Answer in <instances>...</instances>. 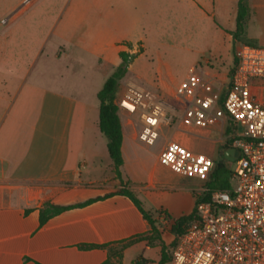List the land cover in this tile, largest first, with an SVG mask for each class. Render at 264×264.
<instances>
[{
  "label": "crops",
  "instance_id": "crops-1",
  "mask_svg": "<svg viewBox=\"0 0 264 264\" xmlns=\"http://www.w3.org/2000/svg\"><path fill=\"white\" fill-rule=\"evenodd\" d=\"M238 1L18 0L10 5L7 39L32 46L27 53L0 54V264H103L109 247L120 248L151 231L135 203L117 193L124 185L162 230L169 224L162 214L179 218L193 212L206 183L173 172L161 164L160 153L167 142L177 141L216 161L240 129L214 112L207 128L184 124L186 105L177 96L182 83L171 74L169 80L159 76L153 89L168 110L182 115L162 127L157 144L148 147L138 139V118L120 113L121 181L100 131L98 93L121 63V52L139 49L126 75L131 79L135 71L141 78L136 65L147 42L162 34L160 26L175 31L179 22L231 38ZM177 32L186 34L182 28ZM218 59L193 64L225 97L233 62ZM47 202L69 208L40 226ZM161 256L160 244L137 241L122 251L121 264H159Z\"/></svg>",
  "mask_w": 264,
  "mask_h": 264
},
{
  "label": "built area",
  "instance_id": "built-area-1",
  "mask_svg": "<svg viewBox=\"0 0 264 264\" xmlns=\"http://www.w3.org/2000/svg\"><path fill=\"white\" fill-rule=\"evenodd\" d=\"M137 50L129 54L136 55ZM236 59L222 105L220 90L200 72L191 73L178 87L177 96L186 105L184 124L207 128L212 112L219 118L228 116L240 129L232 143L240 155L232 171L237 185L226 190L202 188L199 196L209 193V200L198 202L197 219L179 237L166 264H264V48L241 43ZM122 88L114 103L120 113L138 118V139L154 147L173 116L157 94L132 82ZM159 160L173 172L204 183L215 165L212 158L177 141L166 143ZM161 219L166 222V215Z\"/></svg>",
  "mask_w": 264,
  "mask_h": 264
},
{
  "label": "rangeland",
  "instance_id": "rangeland-1",
  "mask_svg": "<svg viewBox=\"0 0 264 264\" xmlns=\"http://www.w3.org/2000/svg\"><path fill=\"white\" fill-rule=\"evenodd\" d=\"M17 1L18 0H0V54L7 55L15 52L27 53L32 46V44L24 42L21 38H18L15 41L7 39V33L10 27L7 25L8 16L6 13L11 7L10 5ZM248 4L252 8V15L250 21L246 23V34L238 40H235L233 35L231 38L226 35H217V33L216 35H213L210 28L204 30L203 33V31L199 32L200 29H197L196 26L193 25L192 29L189 30L188 26H185L186 24H178L179 22H177V20L175 31L172 30L173 27L169 26L168 23V25L165 24L164 26H160L162 34L154 37L157 38L155 39L156 41L147 42L146 52L143 54L141 59H139L140 61L137 63L138 66L136 65L137 69L140 71L141 78H137L134 71L131 79L141 85V87L157 94L162 101L160 91L153 89L154 87L151 85L153 81H156L159 76L169 80L172 75L178 83L181 84L186 81L191 73L198 72V66L193 64L195 61H201V63H203L207 60H211L215 62L219 60V57H221L224 61H231L230 63H233L230 64L227 69V76L230 78L235 66L236 52L241 43L258 48H264V0H249ZM2 18L5 19L1 22ZM180 28L185 30V35L180 36L181 34L177 32ZM172 31H174V33ZM185 37L187 39L184 40ZM49 46L50 45H48L46 49H48ZM133 56L135 57L131 64H133L137 58L136 55ZM19 61L24 64L26 59L22 58V60ZM131 79L125 75L120 80V87L117 91L119 95L122 93V86L127 82H132ZM222 98H224V93L222 94ZM168 111L173 116L172 123L180 119L182 115V112L178 110ZM230 128L236 130L233 125H230ZM233 170L234 165H231L230 171L232 172ZM201 183L203 185L205 184L204 182ZM236 185L237 180L232 178L231 174L229 188L235 187ZM208 189L210 188L208 187ZM169 229L170 226L168 224L163 230L166 241L170 242L174 236L170 235Z\"/></svg>",
  "mask_w": 264,
  "mask_h": 264
},
{
  "label": "trees",
  "instance_id": "trees-1",
  "mask_svg": "<svg viewBox=\"0 0 264 264\" xmlns=\"http://www.w3.org/2000/svg\"><path fill=\"white\" fill-rule=\"evenodd\" d=\"M249 0H239L238 1V10L236 18V29L232 32L233 38L238 40L243 37L245 33V27L247 19L250 15V7L248 4ZM135 56H131L129 53H120L121 63L114 70V72L107 78L102 89L98 93V100L100 102L99 110V127L100 131L105 135L108 141V151L109 155L114 163V172L116 177L122 181L121 167L123 166V129L120 118L119 107L114 103L116 98V93L118 91L120 80L127 74L130 64L132 63ZM237 59L235 58V65ZM235 67L233 68L232 74ZM224 103V98H221L220 104ZM234 130L230 128L228 133H233ZM235 137L230 138L224 145V149H229L234 142ZM235 163L229 162L223 153L219 154V158L215 161L213 171L211 173L209 181L206 183V186L211 190H226L230 186V177L232 172L230 171V166ZM118 194L125 195L129 197L138 209L141 211L145 219L151 225V231L145 235H139L134 239L125 242L121 245L120 248H110L109 245H103L99 247H109V258L103 264H121L122 260V251L137 241H147L148 244L154 245L158 243L162 247V256L159 264H166L170 261L171 250L176 246L179 237L185 232L186 227L190 222L197 219V210L196 206L200 201L209 200V193L196 196L195 208L190 215L182 216L179 218L167 217V221L170 226V235L174 238L169 242L166 241L164 237V230L160 229L156 223V220L152 215L147 213L142 206L141 201L132 194L129 188L124 185L119 191ZM69 207H61L54 205L51 202H47L40 209L39 220L40 226L44 225L52 217L62 213L67 210ZM95 246L91 245H82L81 248H91ZM116 258L114 262L113 259ZM134 264H141L139 260H136Z\"/></svg>",
  "mask_w": 264,
  "mask_h": 264
},
{
  "label": "water",
  "instance_id": "water-1",
  "mask_svg": "<svg viewBox=\"0 0 264 264\" xmlns=\"http://www.w3.org/2000/svg\"><path fill=\"white\" fill-rule=\"evenodd\" d=\"M239 155H240V150L234 148H230L224 153L225 158L232 163L235 162V160L239 157Z\"/></svg>",
  "mask_w": 264,
  "mask_h": 264
}]
</instances>
